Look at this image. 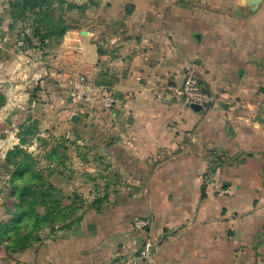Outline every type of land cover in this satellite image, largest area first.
I'll return each instance as SVG.
<instances>
[{
  "label": "crops",
  "instance_id": "0c3cea01",
  "mask_svg": "<svg viewBox=\"0 0 264 264\" xmlns=\"http://www.w3.org/2000/svg\"><path fill=\"white\" fill-rule=\"evenodd\" d=\"M251 1L94 0L92 18L73 20L48 49L47 65L32 52L27 65L12 63L8 72L24 76L12 79L16 92L36 82L54 98V130L99 129L101 160L117 174L107 180L130 182L100 210L89 198L78 230L59 231L22 258L107 264L134 252L126 264H264V0L257 8ZM190 69L217 105L170 94L169 85L181 84ZM81 75L99 90L96 109L73 99ZM105 98L113 100L111 111H104ZM97 110L100 120L92 124ZM0 137V146L18 144L8 132ZM146 216L150 224L137 226ZM148 238L154 254L144 262L139 254Z\"/></svg>",
  "mask_w": 264,
  "mask_h": 264
},
{
  "label": "rangeland",
  "instance_id": "374dc122",
  "mask_svg": "<svg viewBox=\"0 0 264 264\" xmlns=\"http://www.w3.org/2000/svg\"><path fill=\"white\" fill-rule=\"evenodd\" d=\"M11 1L13 0H0V93L6 96V101L3 105H0V108L8 107L9 105V108H7L5 112H0V136L8 132L12 136H15L14 140H17L19 144V134L26 131V127L21 128V125H23V123H25L26 126L34 125L33 132L24 134L27 138V142L22 145L25 152L28 153V155H25V159L29 161L30 168L35 169L34 171H38L40 176L34 178L31 185L34 186V188L36 187L35 189L37 190H45L48 188L49 182H52L58 189H61L60 193L63 195L62 200L64 205L74 202L75 199L77 200L75 201L76 205L84 202V207L76 210L69 218L72 221L80 216V214L84 213L79 224L76 223L77 220L73 223L74 226L72 229L76 231L80 228L79 226L88 210L87 207L89 204H87V201L89 198L95 196L94 199L96 200L98 197H105V199L108 200L109 196L116 195L118 189L121 191V187L124 186L123 183L130 182L122 178H115L113 181L107 180V174L113 173V177H117V174L107 167L105 161L101 160L99 129L85 128L86 131L72 130L70 131L71 135H68V128L54 130L56 127H53V125L58 122L57 115L59 113L57 112L58 109L53 105L54 98L51 96L46 97L40 92L39 89L42 88L38 89V84L36 82L30 84L29 91H26L24 88L16 92L13 88L14 81L15 83L19 82L18 78H22L21 81L24 82V76L21 75L22 77L17 78L15 74L9 73L8 70L15 69V64H17L18 67L24 64L27 65L28 63L24 56L25 54L30 55L31 52L35 59H37L36 56H43L42 61L47 65L48 56L50 55V50L48 49L56 46V40L58 39L49 40L48 45L43 49L40 48V44L36 39L33 40L32 44L27 42L26 33H30L33 36L32 27L30 25V19H32V17L27 18L28 20L25 21L12 17L10 11L12 7ZM66 1L68 3H75L78 7L73 9L64 7L63 10L57 9L55 11L56 16L61 13L67 23H72L80 14L87 15L89 19L92 18L91 12L96 7L94 0ZM75 10L77 11L76 13ZM70 11H73L74 14L70 15ZM11 23L15 24L14 29L10 28ZM113 24H115V22L111 23V25ZM101 40L99 34L96 42ZM99 47L102 48L103 46ZM6 64L8 65L6 66ZM24 68H26V66ZM6 70L8 76L5 75ZM22 94L27 96L21 97L20 95ZM62 95L67 100L71 99L70 93L67 91H64ZM33 100L45 101L47 107L40 109L38 106L33 105ZM89 108L92 107L89 106ZM93 108L96 109V107ZM76 110L80 111L81 109L77 107ZM99 113L100 112L97 110V114L91 118L92 124H94L95 121L96 123L99 122L101 117H99ZM70 120L71 122L73 121L72 119ZM73 122L77 123L78 121ZM69 125L68 127L72 129L73 124L70 123ZM3 138L4 137H0V140ZM15 145L11 142L0 146V225L7 222L12 216L11 212L15 211V200L11 193V173L14 166L6 160L8 150L12 149ZM222 161L223 160L218 161L215 159L212 162L222 163ZM91 167L96 168L91 171L89 169ZM108 169L109 172L106 173ZM206 178L208 177H205V179ZM139 185H141L140 181ZM108 188L110 189L108 190ZM129 191H132V189L130 188ZM37 210L42 213L46 211V209L41 206H38ZM150 222L151 219L147 216L136 219L137 226L141 228L146 227ZM59 225H61V223H59ZM58 232L59 231L53 234L50 227H41L37 233L41 235L43 240L41 242H35L32 247L36 248L40 243L54 239V237L58 235ZM0 237L2 238L1 235ZM6 241L2 238V243L0 244V264H25L23 262H26V260L28 262L32 261L31 263L35 264V260L32 258L33 254L22 258L24 251L17 253L9 252L6 247ZM133 255L134 252L120 254L107 264H126L128 262H133V260L137 258ZM139 256L141 257V253ZM141 260L144 262L146 261L144 258Z\"/></svg>",
  "mask_w": 264,
  "mask_h": 264
},
{
  "label": "trees",
  "instance_id": "16d2710c",
  "mask_svg": "<svg viewBox=\"0 0 264 264\" xmlns=\"http://www.w3.org/2000/svg\"><path fill=\"white\" fill-rule=\"evenodd\" d=\"M11 6L12 17L22 21L32 17L30 25L33 36L26 33V40L32 44L36 39L42 49L51 39H58L56 41L59 42L66 32L74 27L65 21L61 13L56 16L55 11L63 10L64 7L67 9L78 7L77 4L68 3L66 0H13ZM14 25L11 23L10 28L14 29ZM99 51L103 53L101 47ZM5 101L6 96L0 93V105H3ZM25 127L26 131L19 134L20 143L9 149L6 154L7 162L14 166L11 173V193L15 200V211L11 212L12 216L7 222L0 225V235L3 240H7L6 247L12 253L23 252L32 247L35 242H41L43 239L37 233L41 227H50L53 234L63 229H72L74 221L77 220L76 223L79 224L84 214H80L72 221L69 219L72 213L84 207V202L76 205L75 199L74 202L64 205L61 189H58L54 183L49 182L45 190H37L31 185L32 180L40 176L38 171L30 168L29 161L25 159L28 153L22 147L27 142L24 134L33 132L34 125L26 126L23 123L21 128ZM69 199L71 200L70 197ZM105 200V197H98L93 202L94 208L100 210ZM38 206L44 207L46 211L40 212L37 210Z\"/></svg>",
  "mask_w": 264,
  "mask_h": 264
},
{
  "label": "built area",
  "instance_id": "2783aa9c",
  "mask_svg": "<svg viewBox=\"0 0 264 264\" xmlns=\"http://www.w3.org/2000/svg\"><path fill=\"white\" fill-rule=\"evenodd\" d=\"M170 94L173 97L183 99L186 104H195L201 107H209L217 105L218 97L210 92L202 83L199 75L194 69H190L186 74L185 79L181 84L169 85ZM100 95L98 88L86 75H81L79 79V86L73 94V99L77 104L93 107L98 101ZM103 108L105 112L111 111L113 106L112 98H105L103 101ZM144 224V223H143ZM148 224V222H147ZM153 242L147 239L141 247V257L146 261L153 260Z\"/></svg>",
  "mask_w": 264,
  "mask_h": 264
},
{
  "label": "water",
  "instance_id": "95a60500",
  "mask_svg": "<svg viewBox=\"0 0 264 264\" xmlns=\"http://www.w3.org/2000/svg\"><path fill=\"white\" fill-rule=\"evenodd\" d=\"M260 0H252L251 2L253 3L254 5V8H257L258 6V3H259ZM83 33H86V31L84 30ZM199 106V105H197ZM78 118L79 116L77 114H75L73 117H72V120L73 121H78ZM2 243V238L0 237V244Z\"/></svg>",
  "mask_w": 264,
  "mask_h": 264
}]
</instances>
